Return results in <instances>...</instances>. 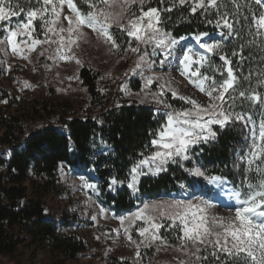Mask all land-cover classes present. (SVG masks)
<instances>
[{
	"label": "snow or ice",
	"instance_id": "6c2138e0",
	"mask_svg": "<svg viewBox=\"0 0 264 264\" xmlns=\"http://www.w3.org/2000/svg\"><path fill=\"white\" fill-rule=\"evenodd\" d=\"M148 0H124L119 5L120 11H110V7H116V0H79V3L86 8L82 10L74 0H27L26 19L24 22H17L13 27L11 18L24 15V6L14 4L13 0H0V45L10 46L13 54L19 55L23 60H29L27 53L36 49L37 45L52 43L56 44V53L61 60L75 58L73 46L78 47V39L82 36L81 30L90 29L105 44L110 45L109 51L115 49L117 52L141 53V45H152L149 53L146 49L139 56L141 62H147L149 56L162 55L159 62L170 64L173 59L180 65V76L187 79L194 85L200 93H203L206 100H198L188 95L182 94L178 88H173L172 84L177 83L174 78L164 81L160 85V92L153 93L156 103H163L165 108L172 109L166 113V121L153 134L150 144L154 151L150 155H142L135 166L130 169V181H118L116 178L108 182V191H119L126 187L133 192L138 191L141 177L146 175H158L166 171L169 164H179L183 168L181 161H191L198 155L200 145H207L219 139V134L226 132L229 128L235 127L238 123L247 127L253 125L250 130L251 143L246 144L247 152L241 159L247 164V173H254L246 177L247 183L240 185L239 190L232 191L231 198L234 203L230 205L233 212L228 216L209 217L208 212L213 205L207 200L198 203L177 200L170 205L169 212L160 211L162 205L144 203L143 207L135 213L127 216H120L121 226L124 227L125 234L129 233V228L136 221H143L136 225V231L140 238V244L151 247L153 243L166 244L165 237L161 234V229L166 225L163 220H167L170 231L177 233L180 241L179 247L185 251L191 246L194 251L191 256L196 257V261L203 264L211 256L216 264H264V92L257 91L251 84L252 75H237L232 66V58H237L239 63L244 62V48L257 45L264 50V10L259 15L251 11L249 0H192L190 14H195L199 9H203L205 19L208 24L213 20L207 18V14L214 11L218 17L215 20L217 27L222 28L221 40L219 42H203L205 34H197L192 39L196 42V49L180 44L181 37L177 39L171 32L165 30L164 25L171 20L165 19L163 12H171L175 8L176 0H172L168 8L158 9L150 7L147 11L143 9ZM165 0H160L163 4ZM189 0H179V5L183 6ZM251 3L264 9V0H251ZM70 10L63 16L64 5ZM139 6V14L135 10ZM231 5V8H229ZM248 8V14H244L242 9ZM127 17V19H126ZM126 20V22H125ZM37 21L43 33L44 39H38ZM5 24L8 26L5 27ZM117 25V30L121 34L134 39L136 47L124 48L117 42V37L112 30V26ZM247 33L252 39L239 44L238 49L231 52V57L226 51L224 41L233 37H241ZM55 37V39H53ZM177 46L180 47V54L175 55ZM27 49V53L25 52ZM202 50V51H200ZM211 54V55H207ZM43 55V52L41 53ZM218 57L222 62L216 67L212 57ZM79 64L80 61L77 60ZM152 63H146V67L151 69ZM264 63V62H262ZM141 68V63L135 65ZM213 73H218L221 77L217 80ZM127 75V73L125 74ZM143 76V73H140ZM154 79H145V89L153 85ZM257 87L264 88V71L257 77ZM247 85L245 87L244 85ZM30 87V85H29ZM171 93L172 97L185 102L189 107L180 110L172 108L162 97L165 95L164 89ZM122 90L127 91L126 87ZM7 103V101H2ZM257 106L261 109V119L258 130L255 128V121L247 111H237V108L251 109ZM217 129L219 131H217ZM202 151V149H200ZM237 167L236 164L233 165ZM194 177H203L209 183L219 185L223 190L225 183L221 176L206 175V170L201 167L185 169ZM183 187V185H182ZM83 188L93 193L99 192L96 183H90L83 179ZM105 210L101 208V213ZM93 220L97 217L93 216ZM128 239L132 240L131 235ZM140 245L137 244V248ZM202 248L205 251L211 249L208 255L201 257L199 253ZM159 250V249H158ZM139 256V252H137ZM185 264V262H181Z\"/></svg>",
	"mask_w": 264,
	"mask_h": 264
},
{
	"label": "rangeland",
	"instance_id": "374dc122",
	"mask_svg": "<svg viewBox=\"0 0 264 264\" xmlns=\"http://www.w3.org/2000/svg\"><path fill=\"white\" fill-rule=\"evenodd\" d=\"M76 1L74 0V2ZM123 2L124 0H116L117 6L110 7L109 10L113 12L120 11L119 5L123 4ZM157 2H160V0H148L143 9L151 3ZM191 2L192 0H189V3L181 6L179 5V0H176V8H180V14L185 11L190 14ZM243 2L244 0H241V3ZM13 3L20 4L25 9L24 15L11 18V25L14 27L17 22H24L28 9L27 0H13ZM171 3L172 0H165L163 4L171 5ZM249 3L251 11L255 12L258 16L260 12L258 5L251 3V0H249ZM32 4L35 6V0H32ZM82 6L84 7V5ZM84 9L86 10L85 7ZM135 10L139 14L138 5ZM246 10L248 13V8ZM68 11L70 10L65 4L63 9H61V21H63V16ZM199 13H201L200 18H204L201 22L204 23L206 28L209 26L217 29L198 31L195 34L186 36L205 34L203 37H207L209 42H219L220 40H214L212 36H207L210 34L214 35V33L221 34L222 32L221 28L215 24V20L218 18L215 12L212 11L207 14V18L213 20L212 24L206 22L203 9H199L195 14L190 15L198 16ZM36 23L37 33H39L37 38L43 40L44 36L39 28L40 22L37 21ZM63 23L65 26L67 25L66 21H63ZM7 26L5 24V27ZM117 28V25L112 26V30L117 37V42L122 47H128L129 42H131L132 47L137 46V42L133 38L128 37L126 33L122 35ZM81 32L82 36L77 41L79 46H73L75 58L70 60L59 59V55L56 53L57 45L52 43L37 45L36 49L31 53H27V49H25V52L30 57L29 60H23L19 55L13 54L10 46L0 45V67L4 71L3 76L0 78V87L8 94L7 103L1 102L0 104L2 112L4 114L8 112L12 116H17L20 113L28 111L38 103L47 106V112L51 114L50 116L47 115L45 119L26 122L24 124L25 134L46 125L56 126L68 134L60 120L74 117L83 119L92 118L98 113V103L91 102L87 88L79 78L78 74L83 68L88 69L90 72L100 73L96 90L99 92L101 100L105 99L109 103L116 105L135 102L140 105L149 106L153 108L157 117L163 120V124L166 121V113L172 109L165 108L163 103H156L152 94L160 92V85L164 84L165 80L174 78L178 84L187 90L186 95L198 100L207 99L192 83L180 76V65L175 59L170 64L166 63L163 66L159 62L163 59L162 55L149 56L147 62H141L139 56L143 54L144 49L151 53L152 45H141V53H132L130 51L127 53L123 51L117 52L115 49L109 51L110 45L98 39L96 34L90 29L84 28ZM186 36H182L184 39L180 40L181 45L187 44L185 40ZM2 38L0 36V39ZM229 39L224 41V43L226 44ZM191 47L197 50L196 42ZM179 51L180 49L175 55H179ZM42 52L43 55H41ZM212 59L216 67H219L222 63L218 57L213 56ZM77 60L80 61L79 64ZM152 61H155V63H152L151 69H148L146 63ZM137 63H141V68L135 67ZM260 70L261 72L264 71V63ZM141 72L143 76L140 75ZM126 73L127 75H125ZM213 75H215L217 80L221 79L218 73H213ZM149 77H159L160 79H154L153 85L145 89V79ZM256 77L257 75L255 74L251 81L252 86L256 87L257 91L264 92V88L257 87ZM244 86L247 87L246 84ZM125 87L127 91L122 90ZM164 92L165 95L162 99L171 104L172 108L180 110L189 107L185 102L172 97L167 87H165ZM237 111H247V114L251 115L252 120L256 122L255 128L258 130L261 119V109L259 107L253 106L251 109L237 108ZM233 128L237 133V139L230 152V166L225 172L216 173L217 169L209 166L202 160V147L208 146V144L200 145L199 149H197L199 154L195 155L191 161L180 162L183 164V168L179 164H169L179 170L182 178L181 187L177 192H162L154 197L148 195L139 196L133 192L135 205L129 210H116L113 206L105 203L100 191L93 193L83 188V179H87L90 183L98 185V179L91 167H62L60 174L62 194L56 198V201L61 212L67 216L69 223L65 225H61V222L59 223V227L61 228L60 233L63 235H75L84 240L87 244V250L80 254L77 259L65 262H60L45 251L39 250L35 254H32L28 250H20L12 256H4L2 258L3 264H181L182 261L185 264H199L200 262L196 261V257L190 255V252L194 251L191 246L187 251L179 247L180 241L177 239V233L170 231V226H167L169 223L167 220L162 221L166 227L161 229V234L165 237L167 243H153L151 247H145L143 244H140L142 238L139 237L138 232L135 230L136 225L142 224L143 221L134 222L129 228V233L125 234L124 227L128 226L127 222L124 226H121L119 217L135 213L143 207L144 203L160 204L162 205L160 211L168 213V205L177 200L192 203L207 200L213 205V208L208 212L209 217L214 214H218V217L228 216L232 213L233 209L230 207L234 203L233 198H231L232 191L239 190L242 182L247 183L246 177L254 175V173L246 172L247 164L241 159L242 155L247 152L246 144L251 143V140L246 138L250 137V130L253 128V125L249 124L245 127L243 124L238 123ZM217 131L219 130L217 129ZM3 132L4 128L0 126V136ZM2 150L7 151L6 148L0 147V152ZM111 150L110 147L102 145L96 148L95 155L107 154ZM234 164L237 167H234ZM169 165L166 166V169ZM195 167H201L202 171L206 170V175L221 176L227 182L226 191L225 189L221 190V188L216 187L215 184L209 183L203 177H194L188 171H185V169H193ZM3 170L4 167H0V172ZM166 172L167 170L161 173ZM226 192H229L227 196L230 197L226 201V203L230 202L229 208H223L219 203L220 196L224 197L223 194ZM101 208L105 210L103 213H101ZM93 216H96L97 219L93 220ZM128 235H131L132 240L136 241V244H133L128 239ZM137 244L140 245L138 248ZM210 251L211 249L205 251L202 248L199 255L203 257ZM137 252H139V256H137Z\"/></svg>",
	"mask_w": 264,
	"mask_h": 264
},
{
	"label": "trees",
	"instance_id": "16d2710c",
	"mask_svg": "<svg viewBox=\"0 0 264 264\" xmlns=\"http://www.w3.org/2000/svg\"><path fill=\"white\" fill-rule=\"evenodd\" d=\"M78 6L85 10L76 1ZM170 5L160 2L151 3L150 7L168 8ZM231 8V6H229ZM259 10L263 9L258 6ZM86 11V10H85ZM180 8L171 12H163L162 16L171 20L165 24V30L176 38L197 33L198 31L215 30L207 28L198 16L189 12L181 13ZM248 14L246 8L242 9ZM223 31V29L221 28ZM252 39L247 33L241 37L233 35L225 44L231 57L232 49ZM255 47L244 48L245 57L242 64L238 57L232 58V66L237 75H254L261 72L264 62V50L257 39ZM4 71L0 67V78ZM79 78L87 88L91 102L98 103V113L92 118L60 120L67 133L53 125L24 132L26 122H35L50 116L47 106L37 103L28 111L12 116L4 114L0 108V126L4 128L0 136V264L4 256H12L20 250H28L35 254L45 251L60 262L73 261L87 250L84 240L75 235L60 233L59 223H69L67 216L61 212L56 198L62 194L60 174L62 167H91L98 179V188L107 205L116 210H129L134 207L133 191L126 187L119 191L109 192L108 182L116 178L118 181H130V169L142 159L150 155L154 149L150 141L163 124L153 108L135 102L116 105L101 100L96 84L99 72L81 69ZM8 99V94L0 87V104ZM9 106V105H8ZM237 133L234 128L219 134L217 141L203 146L202 160L217 172H225L230 166V152L236 142ZM105 145L112 150L107 154H97L96 148ZM181 176L177 168L169 165L166 173L156 176L141 177L138 185L139 196H158L162 192H177L181 187ZM208 255V254H207ZM200 264V263H199ZM203 264H216L209 256Z\"/></svg>",
	"mask_w": 264,
	"mask_h": 264
},
{
	"label": "bare ground",
	"instance_id": "6f19581e",
	"mask_svg": "<svg viewBox=\"0 0 264 264\" xmlns=\"http://www.w3.org/2000/svg\"><path fill=\"white\" fill-rule=\"evenodd\" d=\"M207 36H212V39H214V40H221V36L219 35V34H214V35H212V34H210V35H207ZM192 37H194V36H189V37H187L186 36V42H187V44L186 43H184V44H186V45H184L185 46V50H186V48L187 47H191V45L192 44H194L195 43V41H194V39H192ZM203 42H209V40H208V38L207 37H203ZM180 44H181V42H180ZM190 44V45H189ZM180 49V47L179 46H177V48H176V50H175V53L176 52H178V50ZM181 50V49H180ZM202 51V50H201ZM174 53V54H175ZM179 53H180V51H179ZM172 87L173 88H178L179 89V91L182 93V94H184V95H186L187 94V90L182 86V85H180V84H178V83H173L172 84ZM191 94V93H190ZM192 95H193V93H192ZM200 96V95H199ZM196 97V96H195ZM201 98V97H200ZM216 187H219V188H221L219 185H215ZM226 188H227V182L225 181V183H224V185H223V189H225V191H226ZM223 192V191H222ZM229 192H226V193H224L223 195H224V197H222V196H220V198L221 199H219V203L221 204V206L223 207V208H229V205H230V202H228V203H226V201H228V198H230V197H228L227 196V194H228ZM230 196V195H229ZM233 201H234V199H233ZM221 207V208H222ZM222 208V209H223ZM225 210V209H224ZM218 213H220V212H218ZM214 215H216V216H218V214H214Z\"/></svg>",
	"mask_w": 264,
	"mask_h": 264
},
{
	"label": "water",
	"instance_id": "95a60500",
	"mask_svg": "<svg viewBox=\"0 0 264 264\" xmlns=\"http://www.w3.org/2000/svg\"><path fill=\"white\" fill-rule=\"evenodd\" d=\"M221 36V34H219Z\"/></svg>",
	"mask_w": 264,
	"mask_h": 264
}]
</instances>
